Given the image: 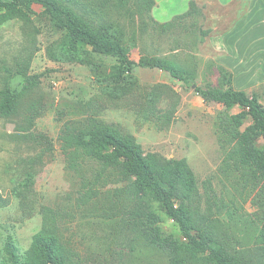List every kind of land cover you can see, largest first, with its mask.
I'll list each match as a JSON object with an SVG mask.
<instances>
[{"label":"rangeland","instance_id":"obj_1","mask_svg":"<svg viewBox=\"0 0 264 264\" xmlns=\"http://www.w3.org/2000/svg\"><path fill=\"white\" fill-rule=\"evenodd\" d=\"M74 1L88 12L94 7L95 19L119 21L128 34L134 31L145 54H178L183 58L187 52L193 53L198 66L196 81L189 88L165 71L136 68L133 75L141 87L127 105L100 101L85 106L97 91L92 74L79 63L49 56V49L55 48L63 31L39 5H32L27 21L15 17L0 23V90L9 88L18 98L10 113L0 112V195L9 199L8 205L0 208V262L8 237L21 254L30 247L41 228L43 208L51 207L65 215L62 233L74 250L72 264H170L161 252L141 243H129L130 235L119 217L106 220L102 208L94 204L77 207L80 180L77 173L66 168L63 131L67 127L75 129L87 111L95 109L105 123L133 136L144 153L184 159L196 176L201 210L206 208L204 182L210 184L216 204L223 207L217 223L220 238L246 260L264 264L262 249L256 244L259 208L253 204L255 192L243 189L235 178L218 171L222 153L217 144L215 116L222 105L206 102L194 90L197 85H216V68L205 70L206 61L212 59L209 45L204 42L200 50H195L183 41L177 45L172 34L161 33L152 21L162 23L153 14L156 3L150 10L145 6L137 9L135 0H129L120 10L108 9L103 14V0ZM256 9L251 16L258 15L264 3H258ZM212 11L215 19L217 10ZM197 23L204 27L203 22ZM248 26L253 27L252 34L261 45L263 24L253 21ZM140 47L132 49V59L139 58ZM104 62L116 63L112 58ZM257 87L247 91L250 94ZM153 88L161 97L155 115H148L139 104L143 100L139 94ZM171 109L170 121L166 122L163 116ZM240 110L236 106L231 112ZM229 209L234 215L227 214ZM163 225L167 232L176 234L170 220Z\"/></svg>","mask_w":264,"mask_h":264},{"label":"trees","instance_id":"obj_2","mask_svg":"<svg viewBox=\"0 0 264 264\" xmlns=\"http://www.w3.org/2000/svg\"><path fill=\"white\" fill-rule=\"evenodd\" d=\"M128 1L103 0L102 13L108 9L118 11ZM33 4L39 5L63 31L55 48L49 49V56L79 63L91 72L97 91L85 106L100 101L125 105L133 100L141 87L133 75L136 68L165 71L187 87L194 86L198 66L193 53L187 52L183 58L178 54H145L134 31L128 34L119 21L95 19L94 7L88 12L74 0H0V23L15 17L27 21ZM135 4L137 9L145 6L150 10L155 1L135 0ZM205 9V4L189 0L186 11L162 23L152 21L161 33L172 34L177 45L183 41L200 50L211 32L205 26ZM138 46L139 58L134 60L130 54ZM105 58L116 63L107 65ZM205 65V70L216 68V85H197L194 90L206 102L222 105L215 116L217 144L222 153L218 171L235 178L243 189L255 192L253 204L259 208L256 244L262 249L260 256H264V83L249 94L234 88L230 69L213 59ZM139 95L143 98L139 102L141 108L148 115H155L159 90L145 89ZM17 99L13 90H0V112L10 113ZM236 106L241 110L232 113ZM172 112L173 109L164 114L166 122ZM63 132L66 168L77 173L80 180L77 207L94 204L102 208L106 220L119 217L130 235L129 243H141L161 252L170 264H253L220 238L217 223L223 207L216 204L208 182L203 183L206 208L201 210L198 182L184 159L144 153L133 136L105 123L95 109L88 110L75 129L67 127ZM8 203L9 199L0 195V208ZM234 213L227 210L228 215ZM64 218L58 209L44 207L41 228L30 247L21 254L15 241L8 237L0 264H72L74 250L62 233ZM166 219L172 222L176 234L166 231Z\"/></svg>","mask_w":264,"mask_h":264},{"label":"crops","instance_id":"obj_3","mask_svg":"<svg viewBox=\"0 0 264 264\" xmlns=\"http://www.w3.org/2000/svg\"><path fill=\"white\" fill-rule=\"evenodd\" d=\"M154 17L160 22L186 11L189 0H154ZM206 6L205 24L211 29L205 45L215 62L233 73L235 89L245 90L264 82V9L255 16L256 5L264 0H196ZM217 10L216 18L212 10ZM214 16V17H213ZM253 21L263 24L261 45L252 34ZM244 24L246 25L244 27ZM254 32V31H253ZM261 39V38H260ZM259 44V45H258Z\"/></svg>","mask_w":264,"mask_h":264}]
</instances>
